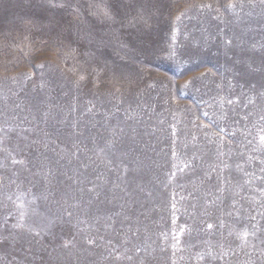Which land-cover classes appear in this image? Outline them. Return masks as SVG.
Returning a JSON list of instances; mask_svg holds the SVG:
<instances>
[{
	"label": "rangeland",
	"instance_id": "1",
	"mask_svg": "<svg viewBox=\"0 0 264 264\" xmlns=\"http://www.w3.org/2000/svg\"><path fill=\"white\" fill-rule=\"evenodd\" d=\"M261 137L264 0H0V264H264Z\"/></svg>",
	"mask_w": 264,
	"mask_h": 264
},
{
	"label": "snow or ice",
	"instance_id": "2",
	"mask_svg": "<svg viewBox=\"0 0 264 264\" xmlns=\"http://www.w3.org/2000/svg\"><path fill=\"white\" fill-rule=\"evenodd\" d=\"M114 2H119V0H114ZM62 6V5H61ZM99 7V6H97ZM102 13H103V16L107 19V20H111L113 19V15H112V12L109 8H104L102 9ZM93 15H96V13H93ZM261 140L264 141V137H261ZM211 227V226H209ZM37 235H39V233H37ZM245 236L247 235V233L244 234Z\"/></svg>",
	"mask_w": 264,
	"mask_h": 264
}]
</instances>
